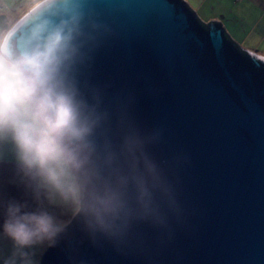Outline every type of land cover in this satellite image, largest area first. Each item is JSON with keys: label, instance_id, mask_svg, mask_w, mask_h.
<instances>
[{"label": "clouds", "instance_id": "clouds-1", "mask_svg": "<svg viewBox=\"0 0 264 264\" xmlns=\"http://www.w3.org/2000/svg\"><path fill=\"white\" fill-rule=\"evenodd\" d=\"M112 28L90 0H18L0 8V162L22 196L0 191V264H40L70 225L117 247L170 243L186 210L176 169L157 156L161 130L135 119L130 94L105 102L86 70ZM79 264H84L80 261Z\"/></svg>", "mask_w": 264, "mask_h": 264}, {"label": "water", "instance_id": "water-1", "mask_svg": "<svg viewBox=\"0 0 264 264\" xmlns=\"http://www.w3.org/2000/svg\"><path fill=\"white\" fill-rule=\"evenodd\" d=\"M114 35L96 50L89 81L105 102L130 94L142 128L161 130L157 156L176 169L186 210L173 240L117 247L70 225L40 264H264V58L240 48L184 0H90Z\"/></svg>", "mask_w": 264, "mask_h": 264}, {"label": "crops", "instance_id": "crops-1", "mask_svg": "<svg viewBox=\"0 0 264 264\" xmlns=\"http://www.w3.org/2000/svg\"><path fill=\"white\" fill-rule=\"evenodd\" d=\"M212 1L215 7L221 9L222 14L218 17L221 21L218 19H213V21L219 22L226 34L240 48L264 58V0ZM195 14L197 15L196 11ZM245 38L253 42L255 49L243 45Z\"/></svg>", "mask_w": 264, "mask_h": 264}, {"label": "rangeland", "instance_id": "rangeland-1", "mask_svg": "<svg viewBox=\"0 0 264 264\" xmlns=\"http://www.w3.org/2000/svg\"><path fill=\"white\" fill-rule=\"evenodd\" d=\"M184 1L188 4V6L192 10L194 9V12L196 11L198 18L203 23H208L210 21H213V19H218V17L222 15L220 12L221 9L218 8L217 6L215 7V5L213 4L214 2L212 0H200V1L199 0H184ZM0 2L2 3V7H3L5 4L18 2V0H0ZM231 21H232V18H231ZM243 45L246 47H251L252 49H255V45L253 44V42L251 43V41L248 40V38H245ZM243 45L241 44V46L245 48ZM0 163L10 164L2 168L3 171L8 170L10 166H14L11 159L4 160ZM11 173L14 174V170L11 169V170L5 171L2 174V175H5L4 185H6L9 188L8 190H5V194H6L5 198H8L13 194L15 198L19 199L22 196V188L18 186L16 183H14L15 185L12 186L11 188L7 185L9 182H11L10 181L11 176H12ZM3 194H4V191H3ZM9 247H10V242L8 240L5 239L3 241H0V249L4 251L5 255L7 254Z\"/></svg>", "mask_w": 264, "mask_h": 264}, {"label": "trees", "instance_id": "trees-1", "mask_svg": "<svg viewBox=\"0 0 264 264\" xmlns=\"http://www.w3.org/2000/svg\"><path fill=\"white\" fill-rule=\"evenodd\" d=\"M8 165H10V164L0 163V191H2V192L4 191L5 197H6L5 190H8L9 188L6 185H4L5 175H2V174H3V172L8 171V170H11V169L14 170V166H10V168L8 170L3 171L2 168L6 167ZM13 176H14V174H12V176H11V180H10L11 182H9L7 184L10 188L15 185L14 182H12ZM10 197H14V195L12 194Z\"/></svg>", "mask_w": 264, "mask_h": 264}, {"label": "built area", "instance_id": "built-area-1", "mask_svg": "<svg viewBox=\"0 0 264 264\" xmlns=\"http://www.w3.org/2000/svg\"><path fill=\"white\" fill-rule=\"evenodd\" d=\"M0 8H2V3L0 2Z\"/></svg>", "mask_w": 264, "mask_h": 264}]
</instances>
